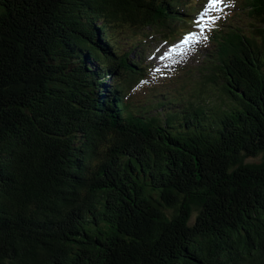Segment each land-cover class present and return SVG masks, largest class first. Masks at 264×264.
Segmentation results:
<instances>
[{
    "label": "trees",
    "instance_id": "16d2710c",
    "mask_svg": "<svg viewBox=\"0 0 264 264\" xmlns=\"http://www.w3.org/2000/svg\"><path fill=\"white\" fill-rule=\"evenodd\" d=\"M183 4L0 0V264H264V163L247 162L264 154V0H236L197 48L203 100L182 80L138 106L145 46L115 31L170 42Z\"/></svg>",
    "mask_w": 264,
    "mask_h": 264
},
{
    "label": "rangeland",
    "instance_id": "374dc122",
    "mask_svg": "<svg viewBox=\"0 0 264 264\" xmlns=\"http://www.w3.org/2000/svg\"><path fill=\"white\" fill-rule=\"evenodd\" d=\"M184 1H185V4L181 6V9L177 11V13H180L181 16H185L183 19L186 21L189 18L191 20H194L195 16L199 14L197 12L198 10L199 12L205 11V8L207 7V4L209 2V0H191V1L184 0ZM227 1L228 0L224 2V5ZM233 1L234 0L230 1V7L236 6V4ZM223 10H226V9H222V6L214 7V9L210 12V15L216 14V13H219L218 14L219 16L223 15L222 14ZM189 11H193V12L190 13ZM225 15L226 16L229 15V12ZM246 16L247 15H241L240 18H235L233 21V24H235L238 27L249 26V24H252V23H250L249 18ZM209 19L210 17L205 21L204 23L205 25L209 21ZM222 20L225 23L228 22L227 17H225L224 15L221 18V21ZM210 25H212V23H210ZM182 26H185L187 29H184L182 31L179 30V32H177L175 37L172 38L170 42H164V39L160 37L161 35L158 33V31L155 28H148V29H145V31H142V30L135 31L133 29H129L125 26H122V28L116 29L115 35L117 37L118 46L121 48L122 51H127L128 49L132 47L133 44L135 45V43L136 44L142 43V45L145 46L144 48L139 49V53L141 55L144 54V56L143 55L140 56V59L144 58L143 62H145L146 66H148L146 76H149V77L148 79L145 80L146 85L148 86V89L142 88V89L134 90V92L130 93L131 95L134 96L133 98L138 106L148 107L152 104L158 103L159 100H163L164 96L162 95V92H161L162 91L161 87H163V84H164L166 92L177 95L178 94L177 90L181 88L182 80L187 82L186 84L187 87L185 88V91L187 92L186 94H189V96L196 101L203 100L204 95H206L205 92H209L208 87L203 85L202 80L200 78L201 74L198 72L199 69L203 67L202 66V62L204 59L203 56L207 51L205 49L206 42H207L206 40L207 32L203 34L200 32V35L197 34V38L191 42V45L189 48L187 47L189 43L181 47L182 41L184 40V36L187 34V32L185 31L189 30L190 24L185 23ZM191 28H192L191 32H196L195 26H191ZM206 30H209V28ZM144 33L147 34L146 36H148V38L144 37L145 36ZM169 46L171 47L170 51H173L175 54L177 53L175 56V60H172L174 64H177L174 67L173 66L165 67L163 64L162 65L160 64V60H159L160 56L163 55L165 51H167ZM197 48H203L206 51H203V53L199 54L196 52ZM209 52H211V50ZM131 58H136V57L134 55H131ZM148 60L152 64L151 68L147 64ZM181 66H184V67L189 66L188 68L190 69L187 72H184L182 74L178 72V74L176 75L177 69ZM158 67H162L163 71L167 72V75L161 74V73H157L156 75L155 68H158ZM175 75L176 77L171 79ZM164 78H169V79L167 81H164L163 80ZM145 82H143L144 85H145ZM155 84L157 85L155 86ZM149 87L153 88L156 91V93L158 94L157 98L154 99V95L150 93ZM210 97L216 98L215 95H210ZM150 110L152 111L151 114H155L156 109L154 110V108H151ZM247 162L258 163L259 165H263L264 154H260L256 158H251L250 161L247 160ZM192 222H194V219H192Z\"/></svg>",
    "mask_w": 264,
    "mask_h": 264
},
{
    "label": "snow or ice",
    "instance_id": "6c2138e0",
    "mask_svg": "<svg viewBox=\"0 0 264 264\" xmlns=\"http://www.w3.org/2000/svg\"><path fill=\"white\" fill-rule=\"evenodd\" d=\"M221 2L222 0H209L208 5L205 8V11L201 13V17H204L211 8L218 6ZM195 35H196L195 33H189L182 41V44L190 43L192 39L195 37Z\"/></svg>",
    "mask_w": 264,
    "mask_h": 264
},
{
    "label": "bare ground",
    "instance_id": "6f19581e",
    "mask_svg": "<svg viewBox=\"0 0 264 264\" xmlns=\"http://www.w3.org/2000/svg\"><path fill=\"white\" fill-rule=\"evenodd\" d=\"M182 30H184V28H183ZM182 30H181V31H182ZM147 64L150 66V68L152 67V66H151L152 64H151V62H150L149 60H148V63H147ZM148 77H149V76H147L146 79H148ZM160 77H161V76H160ZM146 79H145V80H146ZM157 83H158V82H157ZM156 85H157V84H155V86H156ZM133 92H134V91H133ZM122 97H123V96H122ZM118 99H120V98H118Z\"/></svg>",
    "mask_w": 264,
    "mask_h": 264
}]
</instances>
